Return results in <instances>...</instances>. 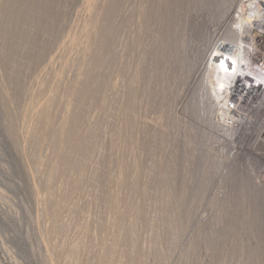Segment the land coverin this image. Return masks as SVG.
Wrapping results in <instances>:
<instances>
[{"label": "rangeland", "instance_id": "rangeland-1", "mask_svg": "<svg viewBox=\"0 0 264 264\" xmlns=\"http://www.w3.org/2000/svg\"><path fill=\"white\" fill-rule=\"evenodd\" d=\"M247 1L0 0V264H264V146L208 62Z\"/></svg>", "mask_w": 264, "mask_h": 264}, {"label": "built area", "instance_id": "built-area-1", "mask_svg": "<svg viewBox=\"0 0 264 264\" xmlns=\"http://www.w3.org/2000/svg\"><path fill=\"white\" fill-rule=\"evenodd\" d=\"M247 2V21L233 48L211 52L208 62L224 78L219 89L226 95L225 108L235 120V131L250 133L264 146V0Z\"/></svg>", "mask_w": 264, "mask_h": 264}, {"label": "bare ground", "instance_id": "bare-ground-1", "mask_svg": "<svg viewBox=\"0 0 264 264\" xmlns=\"http://www.w3.org/2000/svg\"><path fill=\"white\" fill-rule=\"evenodd\" d=\"M15 1L18 2L19 0H15ZM240 6H241V5H240ZM240 8H241V7H240ZM243 9H244V8H243ZM239 10H240V13L242 14V17H243L244 21L246 22V21H247V18H246V17H248V16H246V15H247L248 13L246 14V13L243 12L241 9H239ZM245 11H246V10H245ZM245 14H246V15H245ZM12 16L14 17V15H11V17H12ZM15 16H16V15H15ZM17 18H19V17H17ZM4 20H5V19H4ZM4 20H3V23H5ZM1 22H2V21H1ZM240 26H241V23L238 22V23H237V27H238V29L240 28ZM110 32H111V31H110ZM110 32L107 33V37H110ZM96 54H97V52H95L94 55L96 56ZM214 70H215V69H214ZM220 81L222 82V84L224 83V78H223L221 75H220ZM227 114H228V113H227ZM229 234H230V233L228 232V229H227V232L225 233V235H226V236H229ZM224 237H225V236H224ZM225 238H228V237H225ZM260 253H261V252H260ZM258 264H263V263H262L261 261H259Z\"/></svg>", "mask_w": 264, "mask_h": 264}, {"label": "snow or ice", "instance_id": "snow-or-ice-1", "mask_svg": "<svg viewBox=\"0 0 264 264\" xmlns=\"http://www.w3.org/2000/svg\"><path fill=\"white\" fill-rule=\"evenodd\" d=\"M223 67L225 68V70H227V67H228V66H227V65H223Z\"/></svg>", "mask_w": 264, "mask_h": 264}, {"label": "clouds", "instance_id": "clouds-1", "mask_svg": "<svg viewBox=\"0 0 264 264\" xmlns=\"http://www.w3.org/2000/svg\"><path fill=\"white\" fill-rule=\"evenodd\" d=\"M221 67H223V63L221 64ZM233 70L235 71V68H233Z\"/></svg>", "mask_w": 264, "mask_h": 264}]
</instances>
